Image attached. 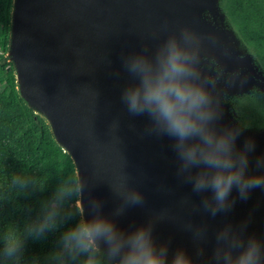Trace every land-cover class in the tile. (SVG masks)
<instances>
[{"label":"water","instance_id":"95a60500","mask_svg":"<svg viewBox=\"0 0 264 264\" xmlns=\"http://www.w3.org/2000/svg\"><path fill=\"white\" fill-rule=\"evenodd\" d=\"M218 0H13L7 57L15 72L20 98L50 127L57 145L70 157L74 168L87 177L90 191H85V219L92 213L87 199L103 202L102 215L113 218L125 231L146 224L156 214L165 219L155 224L157 243L169 242V260L177 248L197 261L209 259L215 245V232L226 223L238 227L248 221L247 235L264 239V190L253 189L244 201L233 188L230 199L236 203L227 214L209 217L202 211L192 213L191 204H200L202 196L190 184L176 177L177 161L171 149L172 139L149 135L147 115L133 116L121 101L125 87L138 83L123 68L122 58L141 51L148 44L151 51L169 33L189 27L197 34L214 35L213 44L205 39L201 67L211 74L210 60L231 71L236 58L224 55L231 40L205 21L207 11L218 12ZM165 22L167 29L164 30ZM159 34V39L153 38ZM223 44L225 47H222ZM234 70V69H233ZM241 87L231 89L239 91ZM222 92V116L218 130L241 128L230 116ZM115 126V127H114ZM236 148L243 149L246 139L255 142L248 153L246 175H264L255 161L264 157V129L241 128ZM122 167L131 177L132 187L145 196L143 206L126 209L112 217L119 205L110 184ZM187 199L188 204H181ZM77 208L78 205L76 204ZM194 225L207 223L208 242L204 257H197L191 234L182 229L185 221Z\"/></svg>","mask_w":264,"mask_h":264},{"label":"clouds","instance_id":"9594fccd","mask_svg":"<svg viewBox=\"0 0 264 264\" xmlns=\"http://www.w3.org/2000/svg\"><path fill=\"white\" fill-rule=\"evenodd\" d=\"M153 38L158 40L159 34L153 33ZM205 39L213 44L217 42L214 35L205 37L189 27H181L178 34L169 33L154 51L143 44L140 52L123 57V68L138 83L124 88L121 101L129 114L148 116L151 123L145 129L147 134L172 139L176 177L181 183L190 184L193 193H211L202 196L199 205L191 204L192 213L202 211L215 218L232 210L236 203L235 198L230 199L233 188L244 201L253 189L264 190V175H246L248 153L254 151L255 142L246 139L243 149L238 150L236 140L242 129L217 128L222 116L221 93L243 87L248 78L239 67L226 71L219 65L213 74L206 73L201 67ZM224 55L231 56V52L225 48ZM255 166L264 169V157H258ZM130 180L122 167L109 183L120 201L112 217H120L126 209L145 204V196L131 186ZM12 183L26 188L29 182L14 176ZM86 190L90 191L89 181L75 168L52 192L35 221L23 230L16 225L5 227L0 238L4 259L18 261L29 239H42L58 231L71 218L63 213L65 205L75 199L79 219L60 233L59 251L54 257L59 264H264V239L245 235L248 221L238 227L226 223L217 230L209 259L193 260L183 248H177L169 260L170 241L157 243L153 236L155 224L164 220V215H153L146 224L125 231L113 218L102 215V201L89 197L87 204L92 216L85 219ZM188 203L187 199L181 201L182 205ZM182 229L191 234L196 255L203 258L209 225H194L187 220Z\"/></svg>","mask_w":264,"mask_h":264},{"label":"trees","instance_id":"16d2710c","mask_svg":"<svg viewBox=\"0 0 264 264\" xmlns=\"http://www.w3.org/2000/svg\"><path fill=\"white\" fill-rule=\"evenodd\" d=\"M12 3L0 0V238L7 225L23 230L35 221L52 192L75 169L46 121L20 98L14 67L6 55ZM14 176L26 178L28 186L14 185ZM77 211L75 199L67 202L63 213L71 218L45 238L29 239L18 261L5 260L0 245V264H59L54 257L59 251L60 233L79 219Z\"/></svg>","mask_w":264,"mask_h":264},{"label":"flooded vegetation","instance_id":"af4514ba","mask_svg":"<svg viewBox=\"0 0 264 264\" xmlns=\"http://www.w3.org/2000/svg\"><path fill=\"white\" fill-rule=\"evenodd\" d=\"M218 8L217 13L207 11L203 17L223 38L231 40L228 48L236 58L231 71L239 67L248 78L239 91L230 89L233 94L223 95V102L241 128L264 129V0H218ZM210 63L213 74L219 64Z\"/></svg>","mask_w":264,"mask_h":264},{"label":"rangeland","instance_id":"374dc122","mask_svg":"<svg viewBox=\"0 0 264 264\" xmlns=\"http://www.w3.org/2000/svg\"><path fill=\"white\" fill-rule=\"evenodd\" d=\"M0 87H1V81H0Z\"/></svg>","mask_w":264,"mask_h":264}]
</instances>
